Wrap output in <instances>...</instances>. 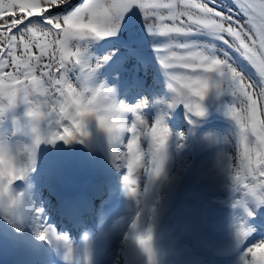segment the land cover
Listing matches in <instances>:
<instances>
[{
	"label": "rangeland",
	"instance_id": "374dc122",
	"mask_svg": "<svg viewBox=\"0 0 264 264\" xmlns=\"http://www.w3.org/2000/svg\"><path fill=\"white\" fill-rule=\"evenodd\" d=\"M82 2L71 0L73 7ZM225 3L229 4L230 0H225ZM52 11L55 14L57 10ZM199 39L210 38L201 36ZM99 41L100 51L87 41L84 52V59L90 66L99 64L93 74V82L105 81L108 86H114L117 102L134 106L145 101L140 113L143 119L151 124L162 115L170 132L165 165L167 179L155 182L150 192V199L156 207L151 221L156 264H235L245 248L264 241V205L257 206L254 198L243 191H232L227 173L217 167L221 154L231 156L234 165L238 162L236 126L225 115V106L236 104L237 97L228 90H223L219 96L210 93L202 101L203 117L188 113L183 104L168 107L169 101L161 97L159 80L151 74L152 69L160 68L153 50L155 42L146 33L136 10L122 20L116 36ZM76 43L72 41V44ZM79 45L85 47V42L80 41ZM231 58L245 66L250 82L259 81L255 69L242 61L238 54L232 53ZM67 67L70 81L78 86L80 66L69 64ZM227 87L226 83L222 84V89ZM23 112L24 105L18 103L15 109L0 116V133L10 134L13 117L23 121ZM172 114L186 117L169 120ZM133 119L131 113L124 114L126 125H130ZM187 131L191 133L189 137L186 136ZM209 132L215 136L214 143L204 139L203 134ZM89 133L88 139L73 141L64 150L58 149V141L41 143L36 149L33 169L25 179L15 180L11 186L15 191H23L25 210L19 217H9L0 212V233L6 238L10 231L27 236L35 251L30 247V261H35L30 264H57L63 253L54 237L60 236L67 237L72 245L76 264H147L143 254L124 239L127 217L133 207L122 184L127 170L123 165L113 163L107 140L97 131L94 122L89 125ZM128 136L127 132L122 135L121 150ZM12 139L29 142L21 134L12 136ZM141 146L147 151V141H142ZM98 175L104 178L97 185L100 187H97L98 193H110L100 203L93 198L96 214L91 221L86 219V223L76 224L78 227L73 230L70 226L75 225L78 215L75 208L82 205L79 198L83 199L84 189L95 191L94 185L90 184V176ZM138 175V183L143 190L148 182L147 172L141 168ZM107 178L114 182L106 181ZM47 185L53 190H49ZM66 199L79 202L73 207L70 219H65L69 221L68 227L57 217L58 209ZM239 200H243V206L234 207V202ZM148 222L145 218V223ZM239 224L252 230L241 245H237L233 238L234 229ZM44 228L50 229L53 236L40 240L38 233ZM85 240L90 248L88 260L82 254ZM10 241L20 247L17 240ZM1 258L0 263L5 260V257Z\"/></svg>",
	"mask_w": 264,
	"mask_h": 264
},
{
	"label": "snow or ice",
	"instance_id": "6c2138e0",
	"mask_svg": "<svg viewBox=\"0 0 264 264\" xmlns=\"http://www.w3.org/2000/svg\"><path fill=\"white\" fill-rule=\"evenodd\" d=\"M53 9L57 10L55 14ZM133 10L140 13L146 33L155 42L156 60L172 93L168 107L183 104L188 113L202 115V88L197 78L217 77L218 94L228 90L237 97L233 105L246 117L244 134L251 135L249 129L255 130L259 121L257 135L264 137V0H230L229 4L225 0H83L75 7L71 0H8L7 4L0 0V80L17 86L32 82L45 90L36 99L45 101L54 112L63 111L60 101L73 83L67 75V65L80 66L78 81L91 68L87 61L70 60L63 54L61 45L70 29L87 24L100 29V40L114 37L122 20ZM201 36L210 39L201 40ZM74 45L80 47L79 42ZM232 53L255 69L259 76L257 83L250 82L245 66L233 61ZM224 83L227 89H222ZM144 106L145 101L128 105L126 113L132 114V123L125 124L123 133L107 142L113 163L126 168L128 175L124 182L133 194L138 164L142 162L151 175L147 162L155 159L158 145L168 134L161 127L162 115L151 124L143 119L140 113ZM229 111L235 115L233 108ZM51 127L55 132L49 137L50 143L76 137L80 142L85 139L74 119L53 121ZM125 132L129 136L121 150ZM253 138L248 143L255 142ZM142 141H147V151L142 148ZM237 147L241 153L239 160L246 147L238 143ZM35 158L36 154L30 157V170ZM228 159L237 169L239 191H252L257 197H264V164L257 165L250 175L242 163L234 165L232 157ZM241 203L242 200L235 201L233 206ZM52 236L51 230L44 228L37 238L46 240ZM63 239L68 241L67 237Z\"/></svg>",
	"mask_w": 264,
	"mask_h": 264
},
{
	"label": "clouds",
	"instance_id": "9594fccd",
	"mask_svg": "<svg viewBox=\"0 0 264 264\" xmlns=\"http://www.w3.org/2000/svg\"><path fill=\"white\" fill-rule=\"evenodd\" d=\"M5 4L8 0H4ZM101 36L98 27H92L84 24L80 28L70 29L66 40L62 43L61 48L63 54L68 56L70 60L84 59V52L87 47L88 40L99 41ZM72 41H84L85 47H76ZM77 53V56H73ZM99 67V64L91 66L89 71L85 72L78 86L70 83V90L67 95L62 96L60 105L63 111H53L51 106L45 101L36 99L35 97L44 95L43 88H37L32 82L28 85H20L7 81L0 80V116H4L7 112L17 107V104L24 105L23 121L20 118L13 117V130L0 133V212L9 217H19L25 210V201L23 191H15L11 186L15 180H23L31 171L30 157L36 154V149L41 143L48 142L49 137L55 132L51 127L53 121L59 122L66 119H74L79 129L85 134L84 138H89V125L93 122L97 131L106 138L107 142L110 138H115L125 130L124 114L128 105L123 101L117 102L115 99V87L108 86L105 81L100 83L93 82V74ZM197 83L202 88L201 102L210 94H218V83L212 77L203 79L197 78ZM30 97L32 99H30ZM233 108L235 115L229 111ZM203 114L196 117H203ZM225 115L228 116L236 126L235 137L238 144L246 147V153L238 160L237 163H242L244 168L249 169L251 175L252 169L259 164H264V137L257 135L260 128V122L257 121L255 130L249 129L251 137H255V142L248 143L249 135H245L246 117L239 109H235L234 105L225 106ZM162 128L167 129V135L162 139L156 149L155 159H149V170L151 175L147 174L148 182L143 190L138 183V171L144 168L143 163H139L136 169L137 183L135 193L129 191V186L125 184L122 177V184L125 196L133 202V207L127 217V230L124 233V239L130 242L139 250L146 258L147 264H156V252L154 249V233L151 223L155 213V202L150 199L152 185L157 181L167 179L165 170L166 161L168 160L167 147L170 139L168 127L163 123ZM21 134L27 137L28 141L12 139V136ZM204 139L210 143L215 142L213 133H205ZM79 137L67 139L66 144H71L73 141H78ZM259 145V147H257ZM109 156L111 157V149L109 147ZM238 156L241 153L238 149ZM221 154L217 159V167L222 172H226L230 181L229 188L232 191H239L240 180L236 178V167L231 164V161ZM157 168L159 174H156ZM246 195L254 198L257 206L264 205V197L249 191ZM243 201V200H242ZM235 203V202H234ZM234 205V204H233ZM243 206V203L237 204ZM247 211V209H245ZM145 218L149 221L145 223ZM251 231L242 227L239 224L233 232L234 241L237 245L245 242L247 237L251 235ZM64 236L54 237L59 245L63 247L64 258L71 260L73 257L72 245L63 239ZM66 243L68 247H66ZM85 260L90 257V248L85 240V246L82 250ZM235 264H264V241L256 243L245 248L240 252Z\"/></svg>",
	"mask_w": 264,
	"mask_h": 264
},
{
	"label": "bare ground",
	"instance_id": "6f19581e",
	"mask_svg": "<svg viewBox=\"0 0 264 264\" xmlns=\"http://www.w3.org/2000/svg\"><path fill=\"white\" fill-rule=\"evenodd\" d=\"M128 94V93H127ZM107 180H110V182H114L112 179L110 178H107ZM108 193L110 192H103V193H96L94 194L93 192H91L90 196H92L94 194V198L95 201L97 203H100L101 201L107 199L108 197ZM89 196V197H90ZM88 198V197H86ZM79 200L81 201L82 199L79 198ZM79 202H76V201H70V199H66L65 201H63V203L60 205L59 209H58V213H57V217L59 218V221H63L62 224L64 225H68L66 222H65V219H70L71 217V213H72V209L73 207L78 204ZM90 216L88 217V220L87 222L91 221L92 220V217H94L93 215L96 214L95 212V209H91L90 211ZM75 224V223H74ZM78 226L75 224V225H72L70 226L71 229L75 230ZM18 242L20 243L21 245V250L22 251H17L15 256L16 257L14 260H15V263L17 264L18 262L22 261V264L26 262V258L28 256L27 259H32L31 258V255H30V247H31V244L29 243V241L27 240V236H18ZM26 256L25 258L22 259V257ZM22 259V260H21ZM2 260V258L0 259ZM41 264V263H40ZM74 264V263H73Z\"/></svg>",
	"mask_w": 264,
	"mask_h": 264
},
{
	"label": "trees",
	"instance_id": "16d2710c",
	"mask_svg": "<svg viewBox=\"0 0 264 264\" xmlns=\"http://www.w3.org/2000/svg\"><path fill=\"white\" fill-rule=\"evenodd\" d=\"M88 42L89 43L91 42L92 45H94V48H96L98 51H100V49L98 47L99 46L98 44H99L100 41L88 40ZM151 74L153 76H155V80H157V79L159 80V84L161 86V92H162L161 93L162 94L161 95L162 99L165 100V101H169L170 102L171 97H172V93L167 89L166 82H163V79L165 78V76L163 75L161 69L160 68H158L157 70H153L152 69V73ZM156 77H159V78H156ZM255 80H257V78ZM177 106H179V105H177ZM177 109L180 110V111H185V109L182 108V107H177ZM185 117L186 116H184V115L172 114L168 119L171 120V119L175 118L177 120H180L181 118H185ZM190 134L191 133L189 131L186 132V136L189 137ZM249 139L253 140L254 138L251 137V135H249ZM47 186H48L49 190H53L52 188H50L49 185H47Z\"/></svg>",
	"mask_w": 264,
	"mask_h": 264
},
{
	"label": "water",
	"instance_id": "95a60500",
	"mask_svg": "<svg viewBox=\"0 0 264 264\" xmlns=\"http://www.w3.org/2000/svg\"><path fill=\"white\" fill-rule=\"evenodd\" d=\"M70 145L71 144H66L63 140L58 141V149L59 150H64V149L68 148ZM10 246H11V244H10L8 238L1 235V233H0V253H2V257L6 256ZM225 253L227 254L228 251Z\"/></svg>",
	"mask_w": 264,
	"mask_h": 264
}]
</instances>
